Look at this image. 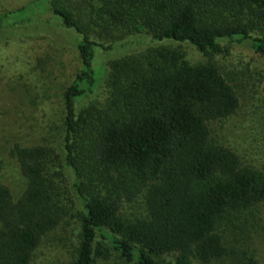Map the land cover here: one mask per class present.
<instances>
[{"label": "trees", "instance_id": "obj_1", "mask_svg": "<svg viewBox=\"0 0 264 264\" xmlns=\"http://www.w3.org/2000/svg\"><path fill=\"white\" fill-rule=\"evenodd\" d=\"M92 23L127 34L148 33L155 42L189 43L205 54L219 41L241 39L264 55V0H96ZM31 3L21 11L33 10ZM46 4V2H45ZM44 4V5H45ZM18 10V11H20ZM65 28L84 34L64 8L53 7ZM12 13L0 14V38ZM101 44L83 36L76 44L79 71L63 94L64 163L46 146L14 145L11 155L27 180L13 202L0 186V264H29L42 238L71 213L67 173L79 203L78 254L93 264L107 253L98 235L126 262L158 264H259L245 251L228 253L217 226L232 212L264 202V164L243 167L230 149L212 143L209 123L236 113L239 98L217 66L189 65L157 51L145 64H112L111 98L104 109L76 106L104 78L94 69ZM264 97V80L262 82ZM66 173V174H65ZM144 197L146 216H120L123 202Z\"/></svg>", "mask_w": 264, "mask_h": 264}, {"label": "rangeland", "instance_id": "obj_2", "mask_svg": "<svg viewBox=\"0 0 264 264\" xmlns=\"http://www.w3.org/2000/svg\"><path fill=\"white\" fill-rule=\"evenodd\" d=\"M46 2V4H45ZM31 3L33 10L21 11ZM45 4V5H44ZM96 0H0V14L12 13L0 38V186L16 202L27 187L19 165L11 155L14 145L46 146L64 163L63 94L80 68L77 42L87 36L103 48H96L94 69L105 75L95 91L76 106L77 114L95 106L104 109L111 98L109 75L112 64H141L157 51L175 53L189 65L211 60L239 98L236 113L209 123L210 140L232 150L243 167L258 169L264 164V55L253 52L248 41L224 39L220 52L205 54L189 43L155 42L145 31L127 34L118 28H99L92 23ZM64 8L83 27L84 34L67 29L52 8ZM20 10V11H18ZM66 174V173H65ZM73 175L65 176L70 215L47 233L32 253L29 264H74L79 248V203L71 188ZM119 214L127 220L146 216L144 197L123 202ZM228 253L245 251L264 264V202L247 210L232 212L217 226ZM95 245L107 257H95L93 264H134L120 258L100 235ZM224 261L211 264H229ZM158 264H171L170 256L156 257ZM192 264H202L191 258Z\"/></svg>", "mask_w": 264, "mask_h": 264}]
</instances>
